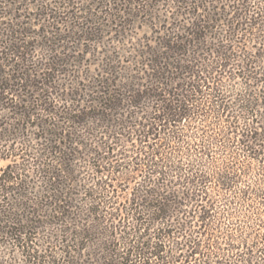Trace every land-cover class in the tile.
I'll return each instance as SVG.
<instances>
[{"label": "trees", "instance_id": "16d2710c", "mask_svg": "<svg viewBox=\"0 0 264 264\" xmlns=\"http://www.w3.org/2000/svg\"><path fill=\"white\" fill-rule=\"evenodd\" d=\"M0 264H264V0H0Z\"/></svg>", "mask_w": 264, "mask_h": 264}, {"label": "rangeland", "instance_id": "374dc122", "mask_svg": "<svg viewBox=\"0 0 264 264\" xmlns=\"http://www.w3.org/2000/svg\"><path fill=\"white\" fill-rule=\"evenodd\" d=\"M5 161H3V160H0V169L5 165Z\"/></svg>", "mask_w": 264, "mask_h": 264}]
</instances>
